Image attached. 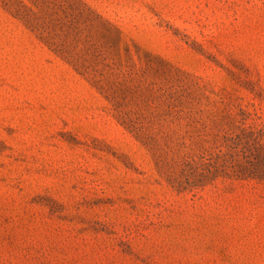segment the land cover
<instances>
[{
    "label": "rangeland",
    "instance_id": "obj_1",
    "mask_svg": "<svg viewBox=\"0 0 264 264\" xmlns=\"http://www.w3.org/2000/svg\"><path fill=\"white\" fill-rule=\"evenodd\" d=\"M0 264H264V0H0Z\"/></svg>",
    "mask_w": 264,
    "mask_h": 264
}]
</instances>
